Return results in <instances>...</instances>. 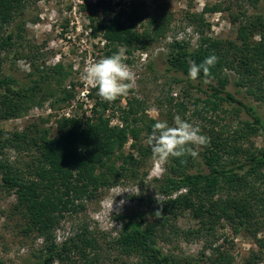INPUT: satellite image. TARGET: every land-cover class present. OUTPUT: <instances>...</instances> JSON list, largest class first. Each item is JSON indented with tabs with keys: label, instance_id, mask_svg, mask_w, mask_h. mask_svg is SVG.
I'll use <instances>...</instances> for the list:
<instances>
[{
	"label": "trees",
	"instance_id": "1",
	"mask_svg": "<svg viewBox=\"0 0 264 264\" xmlns=\"http://www.w3.org/2000/svg\"><path fill=\"white\" fill-rule=\"evenodd\" d=\"M26 5L27 0H0V121L19 117L54 92L49 84L42 89L50 77L48 69H34L24 82L2 74V53L21 38L24 27L20 17ZM110 13L108 6L100 25H94L90 16L89 26L94 32L100 31L112 45L144 48L147 42L164 36L169 28V13L162 8L153 15L134 5L128 12L120 11L109 17ZM201 17L192 14L187 20L193 25L202 24ZM144 18L146 29L138 32L134 25ZM231 21L237 24L234 39H213L201 33L196 48L190 49L187 41L174 38L168 45L167 62L175 72L189 78V60L199 64L210 55L217 56L218 62L210 69L211 82L206 83V104L213 107L216 102L232 104L237 111L250 115L253 122L235 131L233 143L216 137L203 146L206 171L190 172L196 167V156L167 160L165 176L156 180V194L164 200L148 199L151 222L146 221L144 213L127 217L121 231L110 240L118 255L135 256L138 264H198L164 254L157 243L170 218L187 211L203 227L227 220L254 237L264 228V151L246 152L240 145L247 134L264 130V125L250 106L225 90L231 84L253 101L264 103V16L233 17ZM61 69L52 68L55 81L61 79ZM196 81H205L202 72ZM36 91L41 93L39 97ZM95 92V88H90L87 93L88 98L96 99L91 117H61L52 132L34 124L8 134L0 130L1 188L15 198L8 217L16 218L24 237L40 238L43 243L39 261L34 264L104 263L100 261L103 246L87 226L78 228L60 244L55 241V231L68 216L85 212L86 205L99 192L133 176L151 150L148 143H141L139 136L143 131L150 134L154 122L140 121L129 102L128 110L122 111L123 126L109 127L103 118L108 102L95 96ZM72 97L70 92L63 91L59 101ZM129 139L133 141L130 149L136 154L123 152ZM5 149H13L26 160L9 161ZM221 192L225 195L221 196ZM257 244L264 247V240H258Z\"/></svg>",
	"mask_w": 264,
	"mask_h": 264
},
{
	"label": "rangeland",
	"instance_id": "2",
	"mask_svg": "<svg viewBox=\"0 0 264 264\" xmlns=\"http://www.w3.org/2000/svg\"><path fill=\"white\" fill-rule=\"evenodd\" d=\"M133 5L138 10L144 8L151 15L159 8L168 12L170 22L164 36L147 42L144 48H126L108 43L100 31L94 32L90 28L89 17L94 19V25L102 24L108 6L109 17H112L120 11L128 12ZM214 7L219 9L213 11ZM192 14L201 15L202 24H191L187 19ZM256 15L264 16V0H27L20 17L24 27L21 38L2 53V74L24 82L26 75L34 69H48L50 77L42 89L49 84L54 92L53 96H46L19 117L0 121V130L8 134L34 124L52 132L61 117H91L96 99L88 98L87 93L93 87L81 79V73L90 62L122 51L124 62L136 73V86L127 96L108 102L103 118L109 127L119 129L123 126L122 111H127L132 102L140 121L155 123L161 120L171 126L174 117L179 115L198 126L201 134L209 139L219 137L232 142L235 131L245 129L246 123L252 124L251 116L225 102H216L215 107L206 104V83L185 77L168 66V45L174 38L183 39L190 49H195L201 33L213 39H234L237 24L231 19ZM146 25L144 18L136 22L134 29L143 32ZM57 66L62 68L63 75L56 81L61 82L54 80L52 68ZM225 90L250 106L264 125V103L253 101L231 84ZM63 91L70 92L73 97L60 102ZM35 95L39 97L41 93L36 91ZM95 96H98L97 90ZM36 99L38 103L39 99ZM147 134L146 131L140 134L142 144H147ZM132 142L129 139L124 146L125 154L133 151L130 149ZM240 145L246 152L264 151V130L247 134ZM192 148L198 155L196 167L190 172L206 171L201 154L203 146L193 145ZM132 153L136 154L135 151ZM4 154L11 162L26 160L13 149H5ZM165 166L153 158L150 150L133 176L99 192L96 199L86 205L85 212L65 218L55 231L56 243L60 244L85 225L103 246L100 261L104 263L100 264H138L135 256L118 255L110 240L121 231L127 217L144 213L146 221L151 222L148 199L164 200L156 194V180L165 176ZM121 191L128 192L115 197L116 204L110 214L106 202ZM224 195L225 192H221V196ZM120 201L124 203L117 209ZM14 202V195L2 190L0 181V264L37 263L43 243L40 238L24 237L16 225V218L8 217ZM160 232L158 247L164 254L179 260L198 264H264V247L259 248L257 244L258 240H264V228L254 237L227 220L203 227L187 211L182 216L170 218Z\"/></svg>",
	"mask_w": 264,
	"mask_h": 264
},
{
	"label": "clouds",
	"instance_id": "3",
	"mask_svg": "<svg viewBox=\"0 0 264 264\" xmlns=\"http://www.w3.org/2000/svg\"><path fill=\"white\" fill-rule=\"evenodd\" d=\"M218 62V57L210 55L197 64L189 60L188 76L196 80L201 72L205 77V83H210V69ZM81 79L89 86L97 90V95L106 102H114L122 96H127L136 86V73L124 62L123 52H117L99 60L90 62L81 73ZM155 111V109H153ZM147 143L151 147L152 156L161 164L167 162L171 157H182L185 155L197 156L198 153L191 146H207L210 139L201 134V129L193 125L179 115L174 117L173 125L166 121L157 120L147 137ZM128 191L116 193L107 208L112 214L113 206L116 204L115 197ZM124 201H120L117 209Z\"/></svg>",
	"mask_w": 264,
	"mask_h": 264
}]
</instances>
